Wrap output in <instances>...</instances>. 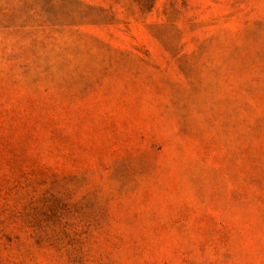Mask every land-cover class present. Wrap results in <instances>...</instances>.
<instances>
[{"label": "rangeland", "instance_id": "1", "mask_svg": "<svg viewBox=\"0 0 264 264\" xmlns=\"http://www.w3.org/2000/svg\"><path fill=\"white\" fill-rule=\"evenodd\" d=\"M0 264H264V0H0Z\"/></svg>", "mask_w": 264, "mask_h": 264}]
</instances>
